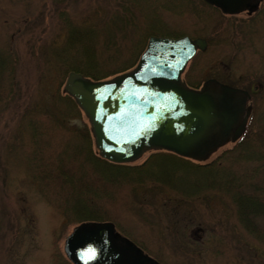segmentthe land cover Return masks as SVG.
<instances>
[{"label":"rangeland","instance_id":"obj_1","mask_svg":"<svg viewBox=\"0 0 264 264\" xmlns=\"http://www.w3.org/2000/svg\"><path fill=\"white\" fill-rule=\"evenodd\" d=\"M122 3L0 0V51L14 56L16 78L13 93L0 100V264H74L63 245L81 221L63 207L59 198L67 189L59 188L53 173L58 157L79 140L75 129L85 118L72 112L63 121L55 116L60 114L55 93L65 81L59 83L62 71L49 56L50 48L63 46L70 23L103 31L95 42L104 72L119 65L127 51L123 12L128 14L126 28L135 22L133 32L161 26L153 22L161 16L166 31L207 37L208 48L189 59L183 77L194 83L218 74L249 89L256 85L246 128L264 144V0L250 16L224 14L205 0H126L127 11ZM108 34L113 42L105 40ZM79 154L81 159L84 150ZM37 163L47 169V177L37 176ZM86 170L76 185L86 192L92 187L87 179H92L93 190L100 188L92 170ZM208 173L214 183L206 187ZM220 176V171L183 165L170 181L107 184L111 193L106 191L101 201L108 220L162 264H264V244L240 223L230 195L218 190Z\"/></svg>","mask_w":264,"mask_h":264},{"label":"water","instance_id":"obj_2","mask_svg":"<svg viewBox=\"0 0 264 264\" xmlns=\"http://www.w3.org/2000/svg\"><path fill=\"white\" fill-rule=\"evenodd\" d=\"M224 12H237L251 0H206ZM204 37L151 35L136 64L113 76L93 79L70 72L63 88L87 115L97 149L115 162L133 161L162 148L197 160L245 130L251 111L247 89L205 80L192 87L182 78L185 64ZM124 241L115 245V239ZM66 256L74 264H162L112 220H84L66 235ZM134 250L136 260H131Z\"/></svg>","mask_w":264,"mask_h":264},{"label":"trees","instance_id":"obj_3","mask_svg":"<svg viewBox=\"0 0 264 264\" xmlns=\"http://www.w3.org/2000/svg\"><path fill=\"white\" fill-rule=\"evenodd\" d=\"M122 6L125 11L129 8L126 0H123ZM123 13L122 20L124 21L121 28H123L124 35L130 37L125 45L127 51L119 65L113 69H107L105 72L100 70L102 60L98 56L99 47L95 42L103 31L94 25L90 27L74 23L68 25L69 31L65 33L63 46L60 49L52 47L49 50L50 59L57 66H60L62 71L59 83L65 81L67 75L72 71L80 72L93 79L115 75L131 68L136 63L147 44L149 36L183 35V33L175 30H164L166 23L161 16H154L156 19L153 20L161 26L142 32H133L135 22L131 18L132 28H126L124 25L129 23L128 14ZM110 37L112 38L113 35H109L108 39L104 38L107 42H113ZM120 54L123 55L124 50L121 49ZM15 85V58L10 53L0 51V100L11 95L15 90ZM55 99L59 105L57 108L60 113L55 116L61 121L69 117L66 116L67 112L80 114L85 118L83 124L76 126L75 129L79 140L76 141L73 149L66 148L69 152L65 151L58 157L53 173L54 178L58 181L59 188L62 190L67 189L64 195L61 194L59 200L62 201L66 210L69 208L68 211L76 219L79 221L108 219L106 208L101 201V197L106 191L111 193L107 184L121 185L134 180L140 184L150 178L153 181L160 180L162 183L166 180H173L176 167L193 166L196 170H204L205 173L214 171L219 173L220 171V180L217 181L219 183L218 190L230 195L240 223L264 244V144L261 140L252 137L247 128L239 137L228 141V143H231L230 146L222 149L211 160H197L170 150L153 148L146 150L150 152L141 162H135L139 157L133 161L115 162L102 156L97 149L89 119L73 96L63 88L61 92L55 93ZM83 150L84 155L79 159L77 155H80L79 152ZM71 160H78L74 168L69 166ZM232 164H235L236 167L232 168ZM248 164H251V166L244 167ZM33 167L37 170L35 173L40 179L47 177V169L40 167L38 163ZM86 168H90L92 175L100 181V188L96 187L93 190L95 183L92 179H87V183L91 184L92 187H88L86 192L76 185L78 181L86 178ZM204 177L207 181L206 187L210 186L208 184L214 183L211 174L208 173Z\"/></svg>","mask_w":264,"mask_h":264},{"label":"flooded vegetation","instance_id":"obj_4","mask_svg":"<svg viewBox=\"0 0 264 264\" xmlns=\"http://www.w3.org/2000/svg\"><path fill=\"white\" fill-rule=\"evenodd\" d=\"M206 1V0H205ZM207 3H209L208 1H206ZM261 2H262V0H251V4L250 5H248L247 7H245V8H243V9H241V10H239V11H237V12H224V11H222L218 6H216V5H214V4H212V3H209V5H211L212 7H215V8H217V9H219L222 13H227V14H235V13H240V12H243V13H246V15H251L252 13H254V12H256L259 8H260V5H261ZM183 35H189L190 37H192V38H195V37H204L205 39H206V41H207V46H206V48H208V45H209V41H208V39H207V37H205V36H203V35H190V34H188V33H184ZM205 48V49H206ZM205 49H200V48H197V50H196V52H195V54L194 55H196L197 54V52H204V50ZM186 65H187V63L185 64V66H184V68H183V71H182V78L186 81V83L188 84V85H190V86H192V87H200L201 85H202V83L205 81V80H207V79H209V78H215V79H217L218 81H220V82H224V83H228V84H231V85H234V86H238V87H242V88H245V89H247L248 91H249V93H250V97L248 98V100H247V105L248 104H251V110H252V103H251V99H252V96H253V92H254V90H253V88L255 89V88H257L256 87V85H254V87L252 88V89H249V88H246L245 86H243V85H239V84H235V83H233V82H231V81H229L228 79H224L222 76H220V75H218V74H210V75H208L206 78H204V79H202L201 81H196V82H188L184 77H183V72H184V70H185V67H186ZM250 114H251V111H250ZM250 114H249V117H250ZM249 117H248V119H249ZM248 121V120H247ZM246 126H247V124H246ZM246 129V128H245ZM213 153V152H212ZM211 153V154H212ZM210 154V155H211ZM210 155L207 157V158H209L210 157ZM206 158V159H207ZM206 159H204V160H206ZM203 160V159H202ZM115 227H116V225H115ZM116 229H117V227H116ZM118 230V229H117ZM121 234H123L120 230H118ZM123 235H125V234H123ZM126 236V235H125ZM114 242V244L115 245H122V244H124L123 242L124 241H122V240H120V239H115V241H113ZM135 242V241H134ZM136 244H138L137 242H135ZM139 245V244H138ZM140 246V245H139ZM140 247H142V246H140ZM143 248V247H142ZM130 251V253H131V255H133L134 257H132V259L131 260H136L137 261V258H136V256H135V254H134V250L133 249H130L129 250ZM145 251V250H144ZM154 257V256H153Z\"/></svg>","mask_w":264,"mask_h":264}]
</instances>
